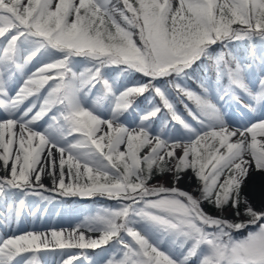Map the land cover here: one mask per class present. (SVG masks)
Masks as SVG:
<instances>
[{"label":"snow or ice","instance_id":"obj_1","mask_svg":"<svg viewBox=\"0 0 264 264\" xmlns=\"http://www.w3.org/2000/svg\"><path fill=\"white\" fill-rule=\"evenodd\" d=\"M0 172L9 231L115 202L0 264H264V0H0Z\"/></svg>","mask_w":264,"mask_h":264},{"label":"rangeland","instance_id":"obj_2","mask_svg":"<svg viewBox=\"0 0 264 264\" xmlns=\"http://www.w3.org/2000/svg\"><path fill=\"white\" fill-rule=\"evenodd\" d=\"M2 174L3 173L0 172V175H2ZM187 175L191 176L192 174H191V172H189ZM170 180H171V177H168V176L158 177V178L153 180L152 184H156L159 182V183H163L165 186L170 187L171 186ZM43 182L48 187L52 186L51 177H49V176L46 179H43ZM194 184H195L194 180L189 181L186 177L185 180H183L178 186L190 191L192 189V187L194 186ZM77 198L79 201L78 203H81L87 197H77ZM28 202H29V204H36L39 207H41L42 211H41L40 215L39 216H25V217H23L18 224L14 223L12 225L11 231H18L19 229L24 228L27 225L37 226V225H41L42 223H47V222H53V223L58 224V225H54V227L53 226L40 227V228L34 227V228H30L29 230H26V232L27 231H48L51 229L71 230L78 223H80L86 216L93 214L95 212V210H97L99 207H102V206L114 207L115 206V204L113 206H108L105 204H97V205H94L91 209H87L85 211H80V210H77L76 206L73 209L68 210L66 207L62 206V204L60 202H54L53 200H51V201H40L38 198L30 197ZM45 208L47 209V212L43 211V209H45ZM59 221H64V223H60ZM0 228H3V227H0ZM3 230L9 231L8 229H5V228H3ZM11 231H9V232H11ZM22 233H24V232L19 231V232H16L15 234H22ZM53 258H55V260H57V261L60 259L58 254H49L47 256L46 264H51V263L53 264Z\"/></svg>","mask_w":264,"mask_h":264},{"label":"trees","instance_id":"obj_3","mask_svg":"<svg viewBox=\"0 0 264 264\" xmlns=\"http://www.w3.org/2000/svg\"><path fill=\"white\" fill-rule=\"evenodd\" d=\"M137 79H139V77H137ZM158 177H156V178H158ZM153 180L151 181V183L153 182ZM53 201L54 202H60L62 204V206L66 207L68 210H71L76 206L77 210H80V211H85L87 209H91L94 205H97V204H105L108 206H113L115 204L114 201H109L105 198H100V197L85 198V200L83 202L78 203L79 201H78L77 197H60L57 195V196H55ZM235 235L237 237H242V236L246 235V231H241L239 233H236Z\"/></svg>","mask_w":264,"mask_h":264},{"label":"bare ground","instance_id":"obj_4","mask_svg":"<svg viewBox=\"0 0 264 264\" xmlns=\"http://www.w3.org/2000/svg\"><path fill=\"white\" fill-rule=\"evenodd\" d=\"M48 176H44L42 179H46ZM60 223H64V221H59ZM33 224V223H32ZM54 225H58V224H55V223H53V222H47V223H42L41 225H37V226H32V225H27L26 227H24V228H21V229H19L18 231H11V232H9V231H4L3 230V228H0V234H5V233H7V234H15L16 232H19V231H22V232H26V230H29L30 228H34V227H36V228H40V227H50V226H53L54 227ZM2 229V230H1ZM58 229V228H57ZM60 229V228H59ZM39 230V229H38ZM45 230V229H44ZM47 260V259H46ZM52 264V263H51Z\"/></svg>","mask_w":264,"mask_h":264}]
</instances>
